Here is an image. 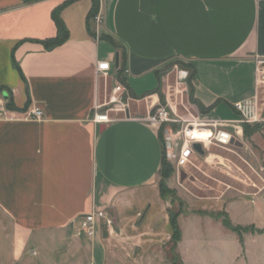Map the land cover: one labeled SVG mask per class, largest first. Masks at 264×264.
I'll return each mask as SVG.
<instances>
[{"label":"crops","instance_id":"1","mask_svg":"<svg viewBox=\"0 0 264 264\" xmlns=\"http://www.w3.org/2000/svg\"><path fill=\"white\" fill-rule=\"evenodd\" d=\"M64 1L0 0V238L14 264H162L155 248L171 231L170 203L157 180L171 128L137 118L158 104L177 113L165 79L174 70L161 77L175 61L194 68L201 117L237 121L241 102L264 118L254 60L264 56V0H99L100 23L87 19L91 0H76L60 12L67 39L46 49ZM186 76L177 72L175 88L187 101ZM120 80L138 111L128 100L129 118L94 122ZM259 133L264 123L250 137ZM97 210L105 216L88 238L76 221Z\"/></svg>","mask_w":264,"mask_h":264},{"label":"rangeland","instance_id":"2","mask_svg":"<svg viewBox=\"0 0 264 264\" xmlns=\"http://www.w3.org/2000/svg\"><path fill=\"white\" fill-rule=\"evenodd\" d=\"M180 70L186 71L187 76L192 71L189 64L175 61L161 72V77L169 75L165 79L177 107L173 116L201 117V112L191 105L187 76L184 91L187 101L180 90L176 91ZM106 88L108 94L103 102L110 94L109 86ZM129 101V110L134 114L138 104ZM176 126L180 128V124ZM240 140L241 146H210L203 156H194L192 163L179 173L174 161L165 156L172 173L164 180L168 191L163 198L170 203L173 214L181 215L177 219L179 240L173 241L170 231L161 240L160 248H155L160 251L162 264H264V136L243 135ZM160 180L159 176L158 183ZM10 244L9 239L0 238V264H14ZM48 255L57 258L56 252ZM27 260L17 264H25ZM36 262L41 263L39 257Z\"/></svg>","mask_w":264,"mask_h":264},{"label":"built area","instance_id":"3","mask_svg":"<svg viewBox=\"0 0 264 264\" xmlns=\"http://www.w3.org/2000/svg\"><path fill=\"white\" fill-rule=\"evenodd\" d=\"M93 20L101 22L99 13H96ZM255 60V85H264V56H256ZM110 64L108 61H100L96 64V72L103 79L109 76ZM125 87L121 82H115L110 90L108 98L103 103H96L93 108L92 120L96 123L108 124L122 118H129L128 100L124 95ZM234 108L240 113L237 121L209 120L201 117L182 119L173 116V113L164 104L156 105L144 117L137 119L145 120L150 124L172 125L180 124L179 129L170 130L164 136V152L168 159L174 161L176 171L187 167L192 163L194 156H203L210 146L228 147L238 146L243 136V124H261L264 118L257 113L256 103H253L250 115H245L241 102H236ZM112 112V113H111ZM118 113H122L120 116ZM28 114L36 119L43 117V112L38 107H33ZM186 123V124H184ZM193 144H199L203 154L193 148ZM103 210L91 211L77 218V226L88 238L93 237L97 222L104 218Z\"/></svg>","mask_w":264,"mask_h":264},{"label":"trees","instance_id":"4","mask_svg":"<svg viewBox=\"0 0 264 264\" xmlns=\"http://www.w3.org/2000/svg\"><path fill=\"white\" fill-rule=\"evenodd\" d=\"M74 1H76V0H65L60 6L56 7L51 12V18H52L53 22L55 23L57 33H56L55 37L41 41V44L44 46V48L51 49L55 46L62 44L67 39L68 30H67V28H66V26H65V24L61 18L60 12L65 6L71 4ZM91 1H92V5H91V8H90L88 15H87L88 20H92L94 18V16L98 12V8H99V0H91ZM191 69H192L191 73L186 78V82H187V85L189 87V97L191 99V102L196 104V106L199 109V112L205 113L207 108H205L202 104H200L198 101H196L192 97V87H193L192 80L194 79L195 71H194V68L191 67ZM120 81L122 83V80H120ZM7 107L10 109L13 108V104H12L11 100L7 104ZM165 125L166 124H163L161 126L162 129ZM169 127L172 129L175 127V129H176L177 126H176V124H172V125H169ZM249 127H250V130H249ZM259 128H260V124H254L252 126H249L248 124H243V135H244V137H249L251 135V133L258 131ZM162 129H161V132H162ZM161 132H160V136L162 138ZM162 147H163V149H162L163 152H162V157H161V167L159 170V176L161 179L159 182V190H160L161 196L165 197V195L167 193L166 191H168V190H167V187L165 186L164 180L170 175V173H172V169H171V166L167 163V161L165 159L164 142H162ZM178 216H179L178 212L173 214L171 211H169V225H170V230L172 232V240L175 242H177L180 238V229L178 228V221H177Z\"/></svg>","mask_w":264,"mask_h":264},{"label":"water","instance_id":"5","mask_svg":"<svg viewBox=\"0 0 264 264\" xmlns=\"http://www.w3.org/2000/svg\"><path fill=\"white\" fill-rule=\"evenodd\" d=\"M238 146H241V143H236ZM193 148L199 152L200 154H203V151L201 150V147L199 144H193ZM185 175L182 173V177H184Z\"/></svg>","mask_w":264,"mask_h":264}]
</instances>
